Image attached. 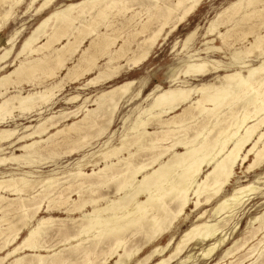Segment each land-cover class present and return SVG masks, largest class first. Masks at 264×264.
I'll use <instances>...</instances> for the list:
<instances>
[{
    "label": "bare ground",
    "instance_id": "6f19581e",
    "mask_svg": "<svg viewBox=\"0 0 264 264\" xmlns=\"http://www.w3.org/2000/svg\"><path fill=\"white\" fill-rule=\"evenodd\" d=\"M54 1L0 0V32L22 4L34 16L54 4L18 51L22 28L0 41V264L10 259L8 264H191L195 255H185L194 246L202 247L200 263L212 260L238 224L230 236L226 226L241 210L245 214L250 197L260 190L261 178L242 184L244 179L226 193L238 168L249 164V174L264 166V35L252 22L263 16L264 0H234L221 7L202 35L206 48L187 52L186 78L218 74L215 82L194 88L171 77L170 88L158 86L148 96H153L150 104L139 108L115 142V133L108 132L134 81L96 96V108L86 109L89 97L79 92L65 101H83L75 110L44 113L66 87L94 71L97 76L79 90L143 66L209 0ZM226 25L227 31H221ZM128 28L134 42L126 37L132 36ZM198 31L184 38L183 49H189ZM231 32L240 36L236 44L227 42L235 47L232 62L210 59L225 54L214 42L224 43ZM38 72L45 78L36 82ZM25 83L34 89L26 90ZM15 112L28 123L17 122ZM60 116L76 118L61 126ZM94 128V137L75 147ZM81 131L86 135L71 140L69 134ZM92 140L98 143L96 151ZM69 144L74 147L66 150L68 157L79 158L42 171L52 167L43 162ZM188 210L198 216L175 238L173 230L189 217ZM238 234L216 264H255L264 256V211ZM52 237L60 240L50 244Z\"/></svg>",
    "mask_w": 264,
    "mask_h": 264
},
{
    "label": "rangeland",
    "instance_id": "374dc122",
    "mask_svg": "<svg viewBox=\"0 0 264 264\" xmlns=\"http://www.w3.org/2000/svg\"><path fill=\"white\" fill-rule=\"evenodd\" d=\"M61 1H65V0H59V2H61ZM233 1L234 0H221V1H210L209 0V1L201 4L203 6L200 5V7H199L200 10H198V12L193 17L189 18L188 22L186 24L180 26L178 28V30L171 37H169L168 40H166L165 42H161L160 45H158L155 48V51H154L152 57L143 66H141L140 68L135 69L133 71H130L128 73H123L111 82H107L105 79L101 78L99 80V83H97L96 85H91V86L85 88V90H79L78 87L83 86L84 82L86 83L88 80L97 76V71H94L93 73L88 75L86 77V79H83L80 83L66 87L65 91H63L61 93V95L59 97H57L56 102L50 107L49 110H47L44 113V116H48L49 114L54 113V112H56L59 115V114H61V112H65V111L67 112L70 110H75L76 109L75 106L78 104H81L83 101L79 102L78 104H67L65 101L67 98H69L72 95H75L79 92L82 94V97L84 99L89 97L88 102L85 104V106H87L86 109L96 108V105H94V102H93L94 99H96V96H98L102 92L112 88L113 86L120 85V84L125 83V82L134 81V85L132 86V91H131L130 97L133 95H136L139 91L141 93H140V96L134 100L129 101L130 97L126 98L122 102L120 108L115 113L114 118H113V123H112L111 128L108 132V135H111V136L115 133V136L113 139V141L115 142L117 135H119V133L123 131L124 127L128 128L131 125V123L133 122V120H135V118L138 116L139 108H146L150 104L153 96L150 97L149 99H148V96L150 94H152L153 91L158 86L161 87L162 89L170 88V86L172 85L171 77H173L174 79H178L179 82L180 81L181 82H187L188 86H190V87L192 86L194 88L200 87L203 84L215 82L216 76L218 74L217 75H208V76H203V77H187L186 78V76L183 74V70L185 68L184 67V61L188 60L186 57L188 51L203 50L206 48L202 35L205 32V28H206L208 22L214 18L216 12L219 11L221 7L227 5L229 2H233ZM54 2L56 4L58 2V0H57V2H56V0ZM53 5L54 4H52L51 6H53ZM49 8H46L45 11H43L40 14H37V16H34L33 14L35 12L33 11V9L30 10L28 13H25L27 10V5H26V3L22 4L15 11V15L13 16L12 21L8 24V26L2 32H0V41L1 42L5 41L10 36V34H12V32H14L16 29L22 28V31H21L20 35L18 36L19 38H18L17 44H16V50L18 51L22 42L30 34V32L33 30V28L40 22V20L43 17H45L50 11H52L54 9V7H51L50 9ZM262 14H263V16L261 18L254 19V20H252V22H257V24L259 26L256 25V27L258 29H260L259 33L264 35V30H263L264 29V25H263L264 24V13H262ZM127 15L129 16L130 13H128ZM260 19L261 20L263 19L262 20L263 23ZM248 26H250V25H248ZM197 27H199L198 34L195 36L193 41L189 44V49H183L184 38H186L187 35L190 32H192L193 30H195ZM227 28H228V26L226 25V26L221 27L220 30L223 32H226ZM126 31L128 33H131V35L133 33L132 28L130 30L128 28V29H126ZM235 33L236 32H234V35H232L233 32H231L228 40H226L224 43L220 39H217L214 42L216 46H219V47L223 46L224 47L225 54H214L212 56L210 55V57H211L210 59L219 60V61H222L224 63L232 62L230 59L231 58L230 55H231V52L233 51V49L235 47L233 46L234 47L233 48L232 46H229L228 43H230L232 45L236 44L237 40H235V39L236 38L239 39L240 36L238 35V33H236V35H235ZM133 36L134 35H132L131 37L128 34L126 35V37L129 39V41L132 40L134 42L135 39ZM232 37H234V38L231 39ZM248 38H250V41L252 40V37L250 35ZM44 40L45 39L42 38V40L40 42H42V44H43L46 41V40L45 41ZM241 44L242 43H240V45ZM88 45H89V42L86 43V46H88ZM236 47H240V46L237 44ZM13 55H14V53L11 55V57L9 58L8 61L12 60ZM35 55H37V54H35ZM201 56L206 57L205 55H201ZM253 59L254 58H250V60H252L250 63L251 64H257L258 60H253ZM12 70H13L12 67H8V69H7V71H12ZM37 74H38L37 76L39 78H37L36 82H39L40 80L45 78L44 73L38 72ZM24 87H26V90H30L32 88L34 89V87H29V84H26V83L24 84ZM14 114L17 116V119H16L17 122L24 123V124L28 123L29 120H27L25 117H23V116L19 117L18 116L19 112H15ZM83 114L84 113H82V112L80 113V115H82V117H83ZM34 118H37V115ZM75 118L76 117H69L67 119H63V116H60L56 120L60 119V121H61L60 125L63 126L65 124H68V123L74 121ZM36 122L37 121H34L33 123L35 124ZM153 128H154L153 126H149L147 129H148V131H153ZM97 130L98 129L94 128L95 132L93 131V129L91 131H89L87 133V135L89 136L88 139H86L87 141L86 140H80L79 142H77L75 147L82 146L83 144L86 145V143L89 142L92 137H94ZM84 133H85V131H81L79 134L78 133L73 134V132H72L71 134H69V137H71V140H74V139L77 140L78 137L81 136V134L86 135V133L85 134ZM103 141H105V139ZM90 143L94 144L95 149L93 151H96L98 149V146H97L98 143H95V140H92ZM71 146L74 147L73 144L72 145L69 144V145L64 146V148L61 149L63 151V153H60L61 152L60 149L58 150L60 155L64 154V153H65V155L59 156V153H58V156H56L55 158H53V159L50 158L47 161L45 160L46 162L44 161L43 163H45L46 165H51L52 167L42 169V171L46 172V171H49L50 169H53V168L56 169L59 166L61 167L63 165H66L68 162L71 163V162L75 161L77 158H79L80 154L75 155L74 157H68V154H66V153L71 148ZM66 150H67V152H66ZM84 150H86V151L89 150V146L87 145L83 149V151ZM46 158H48V157L46 156ZM45 164L40 166V167L41 168L45 167ZM248 165L249 164H247L244 169H242V168L237 169L236 178L233 180L232 184L227 188L226 193H231L233 188L237 184V182H242L244 179H246L248 181L246 183H242V184L253 183L258 178H261V180H260L261 182L257 183V186L260 188V190H258L254 195H252L250 197L251 200L246 204V205H248V204H250V205L246 209L245 214H244V211L241 210L229 222L228 226H226L225 233L227 232L228 236H230L232 229L234 228L235 224H238L237 227L235 228V230H233L234 233H232L230 236L229 244L226 247L222 248V251L217 256H215L212 260H209L205 264H216L221 259V257L223 256V253L226 251V249H228L230 246H232V244L236 240V239L233 240L235 234L239 232V234H238L239 236L241 234L243 235V233H245V229L248 225L250 218L264 211V196L261 193V191L264 192V182H263L264 176H262V175H264V166L256 172L246 174L245 172H246V168ZM72 166L73 165H70V167H68V168L70 169ZM2 168H4V167H2ZM86 172L90 173L91 168L86 169ZM75 198H77V197H74V199ZM42 208L43 209L46 208L45 204H43ZM190 211H192V210H188L189 217L188 218L184 217L183 218L184 221L182 219L181 224H177L178 225L177 228H175L173 230V234L175 235V238L179 237L182 234V232H184L187 229V227H189L195 221L196 217L198 216L197 212L195 213L194 211H192V212H190ZM43 216H47V214L43 213L42 217ZM53 216L61 217V218L67 217L66 215H64V213H57V212H54ZM52 238H48V241L50 244H55L56 242H58L60 240V238H56V237H52ZM262 238H263V236L259 237V239H261V240H262ZM167 240H168V238H166L164 240L163 245L167 243ZM255 243L256 242H254L253 244H255ZM201 251H202V247L194 246V248L191 247L188 250V252L185 256L195 255V258L193 261L194 263H191V264H202L200 262L203 261V257H199V255L201 254ZM216 252H217V250L214 252V254ZM246 252H247V250H244V252L242 254H245ZM263 253H264V250H263ZM2 255L3 254H0V257ZM263 257L262 258L259 257L258 259L254 260V263L255 264H264V258ZM199 259H200V261H198ZM262 260H263V262H262ZM11 261H12V259L7 260L4 264H8ZM252 262H250L249 260H246L245 264H250ZM180 263H181L180 261H176L174 264H180ZM224 264H226V262Z\"/></svg>",
    "mask_w": 264,
    "mask_h": 264
}]
</instances>
